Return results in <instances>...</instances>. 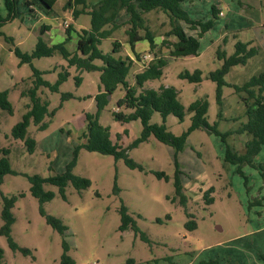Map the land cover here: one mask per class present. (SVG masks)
<instances>
[{
  "label": "rangeland",
  "instance_id": "1",
  "mask_svg": "<svg viewBox=\"0 0 264 264\" xmlns=\"http://www.w3.org/2000/svg\"><path fill=\"white\" fill-rule=\"evenodd\" d=\"M67 2L57 0L49 10L42 0H15L13 15L5 19L8 8L5 0H0V16L5 19L0 25V91L8 90L13 106L11 113L0 110V156L3 149H9L11 166V172L5 174L0 184V229L3 197L17 196L12 209L16 219L12 237L20 248L27 250L12 249L7 237L0 233V247L5 252L0 264H62L64 242L75 264H199L200 260L211 258L219 259L221 264H264L260 257L264 252V147L254 157L253 164L225 163L226 143L222 137L200 128L189 134L184 149L179 152L150 136L129 150V156L137 164L134 167L113 155L78 149L84 141L81 134L86 128L88 112L99 111L100 122L110 127L113 140L117 141L121 135L119 141L126 147L141 135L142 123L135 120L124 124L115 120L113 112L118 110L122 89L113 94L105 109L98 110L95 95L101 86L100 71H81L69 66L60 52L35 58L31 63H22L16 54L17 48L31 53L40 37L51 45L63 42L62 34L67 38L63 33L65 20L76 29V37L68 40L67 48L78 52L77 32L91 27V16L81 13L75 18ZM212 5L219 10V17L200 39L199 54L195 56H172L169 42L177 37L167 35L171 29L169 15L161 10L146 14L147 23L155 33L156 49H148L141 57L156 53L168 63L163 75L147 81L144 87L174 86L186 107L184 121L173 114L164 121L155 112L151 122L165 123L169 131L181 135L192 123L193 113L187 110L188 106L205 97L210 103L208 121L217 123L221 132H233L227 141L243 153L247 135L236 132L247 120L242 98L247 93L236 92L235 86L264 70V0L183 3L192 17L204 20L212 17ZM40 17L52 25V30L41 33ZM182 24L188 34L198 35L199 29H192L186 22ZM126 27L105 38L101 49L112 52L114 41L118 40L122 43L120 54L129 56L127 51L131 47ZM238 41L250 42L248 48H258V52L246 64L232 66L225 76L227 85L222 88L220 118L218 84L210 73L224 65L223 50L227 56L235 53ZM142 58L134 59L130 80L135 79L134 71L143 67ZM95 63L101 65L102 61ZM34 68L42 71L44 79L52 85L62 72L68 70L70 76L59 91L40 87L38 94L42 101L49 102V111H54V115L46 117L49 125L43 130L32 121L27 137L34 138L36 146L30 151L26 141L15 138L12 131L32 103L31 97L22 92L33 86ZM197 69L203 72L200 82L180 77L183 71ZM79 76L82 79L78 83ZM127 128L129 132L124 133ZM76 150L73 171L89 178L91 185L80 191L70 182L64 197L58 186L46 183L44 188L55 196L42 205L31 192L30 176L48 177L64 172L75 158ZM178 169L180 191L176 187ZM158 172H165L168 177H159ZM123 208L136 221L139 231L120 229ZM49 215L61 218L68 226L64 235L48 222ZM192 219L197 227L191 229L187 224ZM143 233L149 240L142 237Z\"/></svg>",
  "mask_w": 264,
  "mask_h": 264
},
{
  "label": "trees",
  "instance_id": "2",
  "mask_svg": "<svg viewBox=\"0 0 264 264\" xmlns=\"http://www.w3.org/2000/svg\"><path fill=\"white\" fill-rule=\"evenodd\" d=\"M44 4L53 9L57 0H42ZM186 0H98L96 3H88L87 0H68L67 7L73 10V16L77 18L81 13H87L91 16V27L81 29L77 32V50L73 53L67 48L68 40L72 39V33L75 28L70 24L66 28L67 38L58 44H48L39 38L35 48L31 53L22 52L16 49V54L21 58L22 63H31L35 58L53 56L60 52L68 60L69 66H76L81 71H100L101 86L99 93L95 95L98 110L105 109L109 104V95H113L121 86L125 95L117 100V111L113 112L115 120L122 123H128L135 120H140L142 123L141 135L135 139L129 146H124L120 143L121 135L117 141L113 140L110 127L105 126L100 122L98 113H86V128L81 134L84 140L79 148H85L89 151L99 152L102 154L113 155L117 159H124L131 167L136 166V162L129 156V150L136 147L139 143L146 141L150 136L154 135L159 141L173 146L177 152L182 151L186 144L189 134L196 129H206L210 133L220 135L226 143L225 163H233L243 165L245 163L253 164L254 157L260 153L264 147V70L252 76L244 84L235 86L236 92H246V96H242L246 110L245 115L247 120L242 122L236 133L247 135L245 143V152H239L233 145L227 141V137L233 132H221L217 123L211 124L208 121V111L210 103L207 98H199L193 101L187 110L193 113L192 123L190 127L181 135H175L168 130L165 123H152L151 119L155 112L162 115L164 121L170 114L175 115L180 121H184L186 116V107L180 100L179 91L174 86L162 85L158 89L145 88V84L149 80L158 79L163 75V68L168 63L167 59L155 53L154 58L148 62L141 72L135 75V83L129 80V74L134 66L135 60L131 56H122L120 54L122 43L118 40L114 41L113 51L106 53L101 49V44L105 38L114 34L121 27L127 26L125 33L128 36V43L135 54L137 60L141 59V54L136 52L135 45L139 41H148L150 50L156 49L155 33L151 30L147 23L146 14L161 10L167 13L170 17L171 29L167 35H174L177 41L169 42L171 44L170 54L174 57L195 56L199 54L203 35L215 26L218 19L219 10L215 5H212V17L204 20L196 19L191 16L190 12L184 8L183 3ZM30 3V2H29ZM8 8V19L15 11V0H5ZM31 4V3H30ZM80 6V8H78ZM125 11L128 15L126 21H120V13ZM0 16V25L5 20ZM182 22H186L192 29H199L198 35L188 34ZM48 26H42L41 33L43 34ZM0 34L2 32L0 31ZM226 38V36H225ZM164 43L168 41L164 40ZM168 43V44H169ZM250 42L238 41L234 54L227 56L225 50L221 55L225 58L224 65L211 72L210 77L217 82V97L220 104L219 117L223 116L222 111V88L227 85L225 76L230 68L238 64H246L248 59L258 52V48H248ZM82 53V55L79 54ZM96 60H101L102 64L95 63ZM34 84L27 91H23V95L31 97V104H28V110L23 115V118L13 127V135L17 139L26 141L30 151H33L36 146V141L32 137H27L28 128L32 121L39 129H46L49 122L46 121L48 115H54V111H49V102L42 101L38 91L40 87L47 86L53 91H59L60 85L68 79L70 72L66 70L60 74L58 81L52 85L44 79L43 72L35 69ZM180 77L191 82H200L203 79V72L197 69L193 72L188 70L180 73ZM78 83L82 77H78ZM142 88V89H141ZM0 110L8 112L13 111V106L9 100L8 90L0 91ZM126 110H130L127 112ZM129 132L125 129L124 133ZM0 156V184L3 182L5 174L11 172L10 160L8 154L9 149H3ZM75 158L67 164L66 170L62 173L54 174L48 177H43L39 174L30 176L31 192L37 197L40 203L52 200L55 193L51 190H46L44 184L49 183L59 187L61 193L66 197V187L71 182L76 189L82 190L91 185V180L87 177L80 176L74 173L73 169L76 165L77 150ZM240 172L242 173L241 169ZM159 177L165 176V172H158ZM264 177V173H262ZM176 187L178 191L182 189V181L180 170H177ZM23 195V194H22ZM4 205L2 210L3 224L0 233L7 237L9 245L12 249H21L17 242L12 237V226L15 223V215L12 211L17 196H4ZM211 198V202H213ZM122 224L121 230L134 229L139 231L136 221L127 212L126 208L121 210ZM48 222L52 224L63 235L68 229L64 221L57 216H48ZM189 228L197 227L195 220L188 222ZM142 237L149 240L148 236L143 233ZM65 252L62 256V264H75V260L68 254V244L64 242ZM4 249L0 247V263L4 258ZM264 261V252L260 255ZM199 264H221L217 258L202 259Z\"/></svg>",
  "mask_w": 264,
  "mask_h": 264
},
{
  "label": "crops",
  "instance_id": "3",
  "mask_svg": "<svg viewBox=\"0 0 264 264\" xmlns=\"http://www.w3.org/2000/svg\"><path fill=\"white\" fill-rule=\"evenodd\" d=\"M88 1V3L89 2H91V3H96L98 0H87ZM43 2V1H42ZM31 4L30 5H32V2H30ZM43 4H44V2H43ZM49 9V8H48ZM71 11H72V13H73V10L71 9ZM41 18V17H40ZM128 19V15L125 13V11H122L121 13H120V21L121 22H123V21H126ZM197 19H200V18H197ZM41 20V25H40V27H41V29H42V26H48L47 27V29H46V31L45 32H49L50 30H52V25L50 24V23H48V22H46V21H43V18H41L40 19ZM65 21H67V20H65ZM64 21V22H65ZM69 22V21H68ZM70 24H72L71 22H69ZM73 25V24H72ZM81 29H87V28H81ZM64 31L65 32H63V33H66V28H65V26H64ZM75 31H76V29H75ZM44 32V33H45ZM66 35V34H65ZM72 37H76V34H75V32L73 31V33H72ZM66 39V37H64V35L62 34V40H65ZM73 39V38H72ZM76 40H77V38H76ZM75 40V41H76ZM174 41H177V39H175ZM127 48V47H126ZM135 49H136V52H138V53H145V52H147L148 51V49H150V45H149V42L148 41H139V42H137L136 43V45H135ZM128 50V49H127ZM127 54H129V56H131L133 59H136V57H135V54H134V52L132 51V49L130 48L129 49V51H127ZM142 55V54H141ZM145 55H149V56H151L152 58H154V55H152L151 53H147V54H145ZM144 55V56H145ZM137 60V59H136ZM152 60V59H151ZM151 60H148L147 61V63L148 62H150ZM138 63H140L141 64V62H139V61H137ZM142 64H143V67H145L144 65H146V63L145 62H143V60H142ZM143 67H140V68H138V69H136L134 72H135V74H134V77H135V75L138 73V72H141L144 68ZM130 80V79H129ZM133 84L135 83V79H133V80H130ZM118 89H122V90H124L121 86L118 88ZM117 89V90H118ZM125 95V91H124V93L121 95V97H123ZM120 97V98H121ZM112 99H113V95H112V97H111ZM128 112V111H127ZM124 124H127V123H124ZM128 129V128H127ZM129 130V129H128Z\"/></svg>",
  "mask_w": 264,
  "mask_h": 264
},
{
  "label": "built area",
  "instance_id": "4",
  "mask_svg": "<svg viewBox=\"0 0 264 264\" xmlns=\"http://www.w3.org/2000/svg\"><path fill=\"white\" fill-rule=\"evenodd\" d=\"M221 14L223 15V12H222V11H221ZM64 24H65V28H67V27L70 25V23H69L68 21H65ZM151 59H152V57L149 56V55H145V56L142 58L143 62H145L146 64H147V61H148V60H151Z\"/></svg>",
  "mask_w": 264,
  "mask_h": 264
},
{
  "label": "water",
  "instance_id": "5",
  "mask_svg": "<svg viewBox=\"0 0 264 264\" xmlns=\"http://www.w3.org/2000/svg\"><path fill=\"white\" fill-rule=\"evenodd\" d=\"M112 95H109V99H111Z\"/></svg>",
  "mask_w": 264,
  "mask_h": 264
}]
</instances>
